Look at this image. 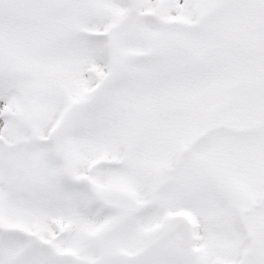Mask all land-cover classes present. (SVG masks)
Instances as JSON below:
<instances>
[{
    "label": "snow or ice",
    "instance_id": "6c2138e0",
    "mask_svg": "<svg viewBox=\"0 0 264 264\" xmlns=\"http://www.w3.org/2000/svg\"><path fill=\"white\" fill-rule=\"evenodd\" d=\"M0 264H264V0H0Z\"/></svg>",
    "mask_w": 264,
    "mask_h": 264
}]
</instances>
